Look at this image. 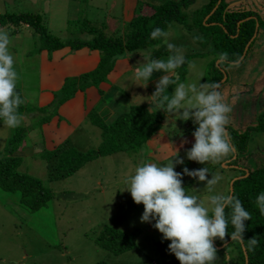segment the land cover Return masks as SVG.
Masks as SVG:
<instances>
[{
  "label": "rangeland",
  "instance_id": "1",
  "mask_svg": "<svg viewBox=\"0 0 264 264\" xmlns=\"http://www.w3.org/2000/svg\"><path fill=\"white\" fill-rule=\"evenodd\" d=\"M206 1L197 0L189 11L199 8ZM121 3L122 0H0V14L21 11L40 12L45 17V25L53 34L64 39L73 37L89 39V32L83 30L86 18L91 20L100 31L104 32L105 27H108L109 35L120 34L124 30L127 22L120 15ZM111 8L116 11H111ZM3 29L10 37L8 49L13 56V67L19 77L16 86L21 89L24 98L28 100L32 98L40 103L43 93L40 64L45 59V54L36 51L34 44L37 41V45L40 46V35L31 27L17 30L14 26H4ZM166 31L169 33L168 42L181 47L184 56L190 59L187 65V75H182L185 65L175 69V73L179 75L177 84L207 83L206 77L214 76L217 67L211 65L214 55L208 52V48L203 50V54H192L196 49L199 51L201 48V45L194 44L193 40L198 31L197 28L188 30L183 24L175 22L171 23ZM162 41L163 38L159 44L148 46L146 49L126 52L117 60L133 55V63L137 60L144 63L145 59L140 52L148 49L153 51L157 48L156 45H164ZM28 50L35 54L27 52ZM86 50L91 55L99 53L87 46L80 48L81 52L78 50L71 52L84 58L86 53L82 52ZM21 54L24 56L19 57ZM53 54L54 52L50 53V56ZM167 57L163 58L166 60ZM71 58V62L78 61L77 59L72 61ZM79 61L83 66L84 63L86 64L85 70L93 67L92 62L87 59ZM219 61L220 59L216 61L217 66ZM20 66L27 68L21 73ZM226 68L228 84L219 89L224 102L227 99L225 91L228 86H238V90L243 91L238 94V102L235 103L228 122L232 118L239 126L247 123L253 125L258 119V114L264 110V51L254 52L248 55L242 63L236 66H226ZM154 74L161 77L166 73L160 71ZM23 77L29 78L28 86ZM66 82L67 79L63 86ZM149 82L145 88L135 84L133 78L125 76L118 81L116 90L119 92L113 99L120 103L124 100L126 105L132 103L145 105L148 110L151 106H148V103L152 95V86ZM240 84L244 85V88L240 87ZM62 93L63 89L59 90L56 102L44 107L41 112L25 113L22 116L20 126L35 127L36 131L33 129L24 137L21 141V148L15 153L23 160L20 170L40 177L55 193V196L45 207L33 211L21 201L19 193L0 188V264H97L98 262L104 264H180L175 255L168 251V244L171 241L162 240V233L152 227L155 221L141 222L140 216L144 205L136 204L130 192L124 189L125 179L131 176L142 162H153L158 165L170 163L172 154L178 149L179 157L184 160V164H175V171L182 172L184 167L190 171L207 167L209 169L207 179L212 178V173H218L222 177L215 185L214 191L209 193L205 188L206 181H199L198 177H190L186 174L182 176L183 186L186 190L188 189L187 192L196 194L206 201L207 197L212 194H231L233 179L238 175L240 179L248 175L249 170L246 172L242 169L243 162L253 168L264 164V132L257 130L251 134L247 154H240L241 160L236 159L235 166L240 167L239 169L225 165L230 159L223 161L224 157H231L234 151L232 148L227 155L208 163L201 164L189 160L186 150L195 143L193 133L198 124L194 123L191 117L184 121L175 114H171L165 117L162 128L158 132H165L173 140V145L167 148L165 153L157 150L154 154L149 141L148 145L142 146L143 148L138 152L120 151L113 155L99 157L68 177L55 178L58 156L55 155L47 161L44 155L56 145H66L69 130L72 129L65 119H60L59 114L71 119L72 124L82 125L81 134L77 132L72 137L77 141L73 145L79 150L88 151L97 148L102 142L101 136L94 134L83 135L81 136L83 138L78 139L84 134L83 131L92 132L89 126L85 125L88 123L85 121L86 117L83 115L80 99L71 100L75 94L69 99L71 101L67 100V105L60 106L59 100ZM46 95H43L45 99ZM189 99L193 104L195 103L191 94ZM183 103L187 104L188 100ZM180 111L182 112L183 109ZM44 117L47 119L41 121ZM16 129L7 128L3 123L0 125V150L7 145ZM229 165L233 164L229 163ZM111 227L129 235L135 234V246L124 252L116 253L119 252L118 246L124 243L123 239H116L117 247L113 250L104 247L103 241L110 236ZM216 249L218 259L214 264H235L239 258L234 248L229 249L232 253L227 254L226 251L222 253L217 247ZM231 257L235 259H230Z\"/></svg>",
  "mask_w": 264,
  "mask_h": 264
},
{
  "label": "trees",
  "instance_id": "2",
  "mask_svg": "<svg viewBox=\"0 0 264 264\" xmlns=\"http://www.w3.org/2000/svg\"><path fill=\"white\" fill-rule=\"evenodd\" d=\"M196 1L168 0L159 5H150V10L134 16L120 34L109 35L108 27H105L104 32L100 31L91 20L86 18L83 30L89 32V39L80 37L64 39L59 35L53 34L49 27L45 25V17L40 12L21 11L0 14V29H3L4 26H14L17 30L25 27L35 29L41 39L40 46L37 45V41L34 42L35 50L38 52H54L65 47L80 50V48L86 46L99 51L100 62L93 70L67 79V82L61 88L63 93L59 100L60 104L72 98L79 90L83 91L89 87H99L108 79L120 56L126 52L140 51L148 46L159 44L162 38L153 40L150 38V33L157 27L166 31V28L175 22L183 24L188 30H196L197 28L198 31L193 40L194 44L201 45V48L199 51L196 49L199 53L195 50L192 54H203V50L208 48V52L214 55L211 65L217 67V70L214 76L206 77V81L219 83L224 78L223 69L226 70V66H236L237 61L241 59L246 45L255 33L257 20L259 22L258 35L251 43L246 57L254 47L258 36L264 33V18L254 10L232 6L231 0H222L219 5V0H207L199 8L190 12L189 8ZM217 5V9L212 12ZM207 16L208 19H206ZM195 37H203V42L194 39ZM224 52L228 54L227 59L221 61L219 54ZM169 54L166 45H161L152 51L151 57L159 59ZM218 59H220V62L217 66L216 61ZM189 60L185 56L183 66L185 65L186 67L182 69V75L184 74V76L188 73L187 65ZM227 82L228 78L224 83H221V86ZM175 87L176 85L169 84L166 92L171 95ZM16 91L25 101L18 109L21 117L25 113L41 112L44 109V107L36 108L28 105L21 89L17 86ZM165 117L166 115L162 110L148 111L145 105L131 104L129 109L119 113L108 122L104 116L93 108L88 114V119L94 126L101 129L102 142L97 148L81 151L69 142L66 145H57L47 151L44 156L47 161L55 155L58 156L57 173L56 175L54 174V177L65 178L78 172L85 165L99 157H106L120 151L138 152L160 131ZM43 120L44 118L41 121ZM2 123L3 121L0 120V125ZM225 127L228 130L229 141L232 143L231 148L237 153V158L234 159L233 155H235V152L232 151L231 157L228 156L229 158H224L223 161L231 159L230 163L236 165V159L241 160L240 154H247L252 132L254 130L264 132V112L258 114L256 125H249L241 130L231 125H226ZM16 128L7 145L3 150H0V188L12 193H19L21 201L34 211L45 207L54 198L55 193L47 187L40 177L20 170L23 160L20 156H16L15 153L21 148V141L24 140V137L31 130L33 131V127L18 126ZM242 166L247 168L249 172L246 177L235 181L233 194L241 200L245 209L251 213V219L244 221L246 226L243 234L244 245L237 240L231 239V233L234 229L229 221L225 239L221 241L216 238L214 246H222L229 242L226 247L218 250H221L222 253L226 251L225 253L227 254L228 252L232 253L229 249L234 248L239 257L235 264H264V215H261L259 208L255 204L256 197L261 192H264V164H259L253 168L243 162ZM246 172L243 174H246ZM229 211L230 209H225L226 214ZM110 231V236L103 241V246L107 249L113 250L114 247H117L116 239L124 240V243L118 246L119 252L116 253L124 252L135 246V234L129 235L112 227ZM254 236L259 243L253 248L246 247L247 240ZM245 252L248 255V263ZM234 257L230 259H235ZM97 264L104 263L98 262Z\"/></svg>",
  "mask_w": 264,
  "mask_h": 264
},
{
  "label": "clouds",
  "instance_id": "3",
  "mask_svg": "<svg viewBox=\"0 0 264 264\" xmlns=\"http://www.w3.org/2000/svg\"><path fill=\"white\" fill-rule=\"evenodd\" d=\"M168 37L169 33L159 27L150 33L153 40L163 38L162 42L170 55L166 60L153 59L152 49L140 52L146 62H138L133 82L146 88L154 71L166 73L156 84L148 110L163 109L166 116L175 114L184 121L193 118L198 128L193 133L195 143L186 150L187 158L201 164L215 161L231 151L225 126L228 123V113L232 109L224 102L219 91L220 83L213 81L199 85L177 84L179 75L175 73V69L185 63V56L181 47L168 42ZM194 39L203 42V37ZM9 44L8 32L0 29V120L5 127L11 129L20 126L22 117L18 109L25 101L16 91L19 77L13 67L14 60L8 49ZM159 46L156 45L157 48ZM227 55L226 52L220 53L221 61L226 60ZM169 84L176 85L171 95L166 92ZM190 94L195 100L194 104L189 99ZM186 100L188 103L184 104ZM175 164H184L178 149L172 154L170 163L158 165L142 162L125 179L124 189L130 192L136 204L144 205L141 222L152 223L154 220L152 227L162 233V240L171 241L168 251L175 255L180 264H214L218 259L214 240L225 239L230 221L234 229L231 239L244 245V221L251 219V213L235 194H212L205 201L198 195L187 192L182 181L185 174L198 177L199 181H206L205 188L209 193L214 191L222 177L218 173H212V178L207 179V167L191 171L184 167L182 172H177L174 170ZM255 204L261 215H264V192L256 197ZM226 208L230 209L227 214ZM258 243L254 236L247 240L245 246L253 248Z\"/></svg>",
  "mask_w": 264,
  "mask_h": 264
},
{
  "label": "crops",
  "instance_id": "4",
  "mask_svg": "<svg viewBox=\"0 0 264 264\" xmlns=\"http://www.w3.org/2000/svg\"><path fill=\"white\" fill-rule=\"evenodd\" d=\"M134 1H136L137 3L136 2L131 3L130 1H127V0H122V3H121L120 15L125 19V22L127 23L134 16H137L138 14H142L145 11L150 10L151 9L150 5H159L168 0H155V1L134 0ZM231 5L235 7H243V8L254 10L258 12L261 15V17L264 18V0H231ZM114 10H115L114 8H111V11H114ZM72 50L69 47H65L63 49L54 51V54L52 56H50V53L52 52L41 51V52H44L45 54V59L42 61V64H40V69L42 72L41 79H42L43 93L40 99V103H38L32 98H29L28 100L25 97V100L28 103V105L34 106L36 108L48 107V106H51V104L53 105L56 102L58 94H59V90H61L66 79L70 77L80 76L83 73L89 72L93 70L100 62V53L91 55L89 51L86 50L85 52H82V53H86L85 57L81 58V56H79L78 54L72 53L71 52ZM81 51H84V50H81ZM81 51L78 50V52H81ZM259 51H264V33L258 36V39L254 47L251 49L248 55H251L254 52L257 53ZM27 52H31V50H28ZM31 54H35V53L31 52ZM18 55L19 53L16 56L18 57ZM23 56L24 55L21 54L19 57H23ZM25 56H27L26 53H25ZM70 57H72L71 58L72 61L76 59L78 61L76 63L71 62ZM132 58H133V55H130L129 57L126 56L125 58L121 60H117L113 71L109 74L108 79L105 82H103L99 87H89L88 89L83 90V91L79 90L77 91L76 95L71 99V100L80 99L81 106L83 109V115L84 117H86L85 121H87L88 123L85 125H88L90 131L92 132V133H89L88 132L89 130L83 131L84 134L80 135L78 139L83 138L81 137L83 135L87 136L90 134L101 136V130L98 127L94 126L88 119V114L93 108L96 109L102 116H104L105 120L108 122L111 121L113 118H115L119 113H122L126 111L127 109H129L131 104L129 105L124 104L123 102L124 100L122 101V103H120L118 100L113 99V97L117 96L119 92L118 90H116L118 88L116 86L118 81H121L125 76L129 78H133L134 70L136 67L139 66L138 62L142 64L140 60H137V62L133 63ZM138 58H141V57H138ZM81 59H87L91 61L93 64V67L88 70H85V67L87 66L85 63H84V66L82 65V63H80L81 61L79 60ZM159 59H164V58L162 57ZM20 67L21 69L19 71L21 73L24 72L25 69L27 68V67H22V66ZM154 72H153L152 77L149 79L150 82L148 81L152 86L151 87L152 93L155 92L156 84L158 80L161 78L160 76H158V74H154ZM23 79H24L25 84L28 86L29 84L27 82L29 81V78L23 77ZM39 79H40V76H39ZM21 84H22V81H21ZM227 84L228 82L225 83L224 85H227ZM224 85H222L221 87H223ZM239 86L244 88V85L242 84H240ZM242 92H243L242 90L241 91L238 90V86H235V87L228 86V88L225 91V96L227 98V99L225 98L226 99L225 103H227L229 106L232 105L231 109H233L235 103L238 102V94ZM44 94H47L46 99L43 97ZM231 95H234V96L231 97ZM150 103H151V100L148 103V105H150ZM65 105H67V101L64 102L63 104H60V106H65ZM34 112H40V111H34ZM261 112H264V110ZM229 115L231 117V112L228 113V118H229ZM59 116L61 120L65 119L67 123L69 124V126L72 128L69 130V134L67 136L65 143L70 142L72 139L70 144L71 145L76 144L77 141H75L72 137L75 136L77 132L81 134L82 125L77 124V123L72 124L71 119L66 118L62 114H59ZM46 119L47 117H44V120ZM227 125H231L232 127L241 130L243 128L248 127L250 124L247 123L246 125L239 126V124L236 123L235 120H232V118H230V122H228ZM253 125H256V122ZM33 129L36 131L35 127H33ZM47 133L49 132L47 131ZM149 145L152 147L153 153L156 152L157 150H161L162 152L165 153L167 151V148L173 145V140L172 138L168 137V135L165 132L162 131L158 133L157 135H155L154 137H152Z\"/></svg>",
  "mask_w": 264,
  "mask_h": 264
},
{
  "label": "water",
  "instance_id": "5",
  "mask_svg": "<svg viewBox=\"0 0 264 264\" xmlns=\"http://www.w3.org/2000/svg\"><path fill=\"white\" fill-rule=\"evenodd\" d=\"M221 1L222 0H219L218 1V5L221 3ZM218 5L213 9V11L212 12H214L216 9H217V7H218ZM206 19H208V16L206 17ZM248 19H250V18H248ZM239 25H240V23H239ZM258 30H259V22H258V20H257V25H256V30H255V33H254V35H253V37L251 38V40L248 42V44L246 45V47H245V49H244V52H243V55H242V57H241V59L239 60V61H237V64H240L242 61H243V59L246 57V55H247V53H248V50H249V48H250V45H251V43L255 40V38L257 37V35H258ZM220 62V61H219ZM218 62V63H219ZM223 72H224V78L221 80V82H219L220 84L221 83H224L226 80H227V78H228V75H227V72H226V70H224L223 69ZM226 128V127H225ZM226 132H227V135H228V131H227V129H226ZM228 137H229V135H228ZM230 140V139H229ZM229 143H230V141H229ZM232 143H230V145H231ZM234 150V149H233ZM234 152H235V150H234ZM235 158H237V153L235 152V155H234V159ZM231 162V159L230 160H228L226 163H225V165L226 166H232V167H235V168H237V169H239L240 167H236L235 165H229V163ZM228 164V165H227ZM244 170L246 171H248V169L247 168H244ZM242 178V177H241ZM237 179H240L239 178V176L237 177V178H235V179H233V181L231 182V194H233L234 193V183H235V181L237 180ZM229 244V242H226L225 244H223L222 246H217V248L218 249H223L224 247H226L227 245ZM245 256H246V258H247V263H248V255H247V253L245 252Z\"/></svg>",
  "mask_w": 264,
  "mask_h": 264
},
{
  "label": "flooded vegetation",
  "instance_id": "6",
  "mask_svg": "<svg viewBox=\"0 0 264 264\" xmlns=\"http://www.w3.org/2000/svg\"><path fill=\"white\" fill-rule=\"evenodd\" d=\"M244 168V167H243Z\"/></svg>",
  "mask_w": 264,
  "mask_h": 264
}]
</instances>
